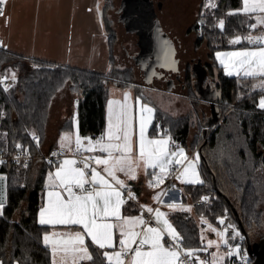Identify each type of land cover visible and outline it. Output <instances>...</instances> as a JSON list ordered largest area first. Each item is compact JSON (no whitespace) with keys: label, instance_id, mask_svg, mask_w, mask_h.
Returning <instances> with one entry per match:
<instances>
[{"label":"trees","instance_id":"trees-1","mask_svg":"<svg viewBox=\"0 0 264 264\" xmlns=\"http://www.w3.org/2000/svg\"><path fill=\"white\" fill-rule=\"evenodd\" d=\"M102 1V17L110 47L109 71H95L26 56L0 46L1 70L10 76L11 71H15L17 75L9 92L0 87V109L6 110V116L0 118L1 152L17 151L16 143L37 150L27 130L37 132L39 144L44 149L54 147H46L51 125H56L51 120L52 108L57 95L65 87L76 93L78 98L75 113L57 124L59 131L73 130L75 116L80 134L91 135L93 138L99 136L105 128L106 104L110 98L111 84L120 87L134 85L137 90L142 91L143 87L137 85L142 83L138 66L126 64L127 66L120 67L117 62V44L120 41V30L115 17L118 13L117 0ZM204 3L202 0L199 6L200 17ZM212 3L217 7L207 9L203 16L206 23L201 24L199 29L194 24L193 29L198 36L197 45L205 44L208 50V61L205 62L206 81L218 89L215 106L220 121L214 127H206L210 115L201 104L204 102V105L210 106L211 114L212 107L197 89L192 67L198 59H194L186 67L185 77L180 85L185 87L184 94L192 104V110L187 114L174 116L158 109L153 124L169 130L173 139L178 144L185 145L191 154L196 149L200 154L199 171L204 183L185 184L184 199L193 203L203 196L212 195L207 203L196 206L201 215L208 219L226 215L227 222L238 226L226 199L214 189L212 174L201 156L204 155L217 176L218 188L235 206L250 239L256 242L264 238V109L258 108L259 97L263 92L252 89L250 78L238 79L236 76L226 75L215 58L216 51L232 47L228 43L230 37L249 32L246 22L248 17L243 14L227 15L229 10L241 6V0H212ZM221 18L225 20L223 34L217 26ZM250 22L254 23L255 20ZM125 32L128 33L126 29ZM209 66L217 67L219 72L211 73ZM149 78L143 77L144 82L147 83ZM49 169L50 165L45 162H32L26 168L9 164L1 169L8 178L7 202L0 215V261L3 264L52 262L50 249L42 241V234L49 231L50 226L40 225L38 222L45 176ZM172 222L182 234L192 237L188 246H200V227L193 215L180 211L173 214ZM89 248L95 257V264H103L102 250L91 244Z\"/></svg>","mask_w":264,"mask_h":264},{"label":"snow or ice","instance_id":"snow-or-ice-1","mask_svg":"<svg viewBox=\"0 0 264 264\" xmlns=\"http://www.w3.org/2000/svg\"><path fill=\"white\" fill-rule=\"evenodd\" d=\"M6 3L7 0H0V17L5 16ZM216 7L212 0L204 5V9ZM204 14H200V24L206 23ZM239 14L248 17L249 32L230 37L228 43L232 49L215 52V58L226 75L252 78L257 81L252 89L264 92V0H241L240 7L227 13ZM252 19L255 23L250 22ZM217 26L223 34L225 20L221 18ZM258 29V34L253 35ZM242 42L248 46L236 47ZM0 46L7 47L3 41ZM158 47L161 66L175 69L174 47L162 33L158 36ZM10 79L17 80L15 71H11ZM8 80V75L0 76L6 92L12 86ZM131 88L129 85L123 90L122 98L107 100L105 128L99 136H82L74 116V130L62 131L57 148L50 154L55 160H48L50 169L38 222L52 229L42 234L43 244L51 252V264H95L90 244L102 250L103 264H226L232 257L248 264L247 251L240 243H233L244 240L245 236L235 223L226 222V215L216 218L223 227H216L201 216V223L207 228L200 230V246H188L192 237L182 234L169 215L177 210L191 211L192 206L177 200L165 201L166 190L157 191L152 199L158 205H166L168 212L160 206L142 204L140 214H124V206L137 199L128 181L138 179L141 169L149 177L150 188H159L170 176L181 183H204L199 171V152L189 156L169 130L154 125L156 109L145 102L143 94L133 97ZM258 108L264 109V95L259 97ZM27 131L39 146L37 132ZM15 147L25 157L24 167H28L29 148L20 143ZM15 159L20 162L19 156ZM3 163L0 158V164ZM7 179L6 174L0 173V215L5 207ZM201 199L208 201L209 197ZM73 227L79 230L72 231ZM209 230L216 239L207 238ZM213 247L215 251H211L210 258H202L201 254H208ZM222 248L227 251H221Z\"/></svg>","mask_w":264,"mask_h":264},{"label":"crops","instance_id":"crops-1","mask_svg":"<svg viewBox=\"0 0 264 264\" xmlns=\"http://www.w3.org/2000/svg\"><path fill=\"white\" fill-rule=\"evenodd\" d=\"M102 6V0H7L5 16L0 17V41H3L7 47H1L26 56L44 58L95 71H109L111 69L110 47L102 17ZM258 31L259 29L254 30V32ZM116 54L118 55L119 52ZM154 81H148L146 84L154 85ZM127 87L116 85L114 92L110 90V97L122 98V92ZM131 91L133 97L142 92L134 85ZM69 100L70 98L66 102L64 99L65 102L60 104V109L55 106L58 110L51 114V120L55 121L56 125H51L48 133L50 139L46 147L57 146L61 133L57 124L75 113L76 103ZM55 109L53 105L52 111ZM75 118L77 120V117ZM179 145L183 146L191 156L190 150L185 145ZM169 178L159 188H150L147 183L149 177L145 176L141 169L138 179L128 181L137 199L130 200L124 206V214H140L142 204L152 207L160 206L163 211L168 212L166 205H158L152 199L157 191L166 190L168 195L164 197L165 201L177 200L185 205H191V211L182 212L193 215L197 222L201 220V216L205 217L195 205L184 199V192L180 190L187 183L176 180L170 187H167ZM173 185L175 187H172ZM177 212L180 210L170 213L171 221L173 214ZM71 230L77 231L79 228L73 227ZM49 231H52L51 227Z\"/></svg>","mask_w":264,"mask_h":264},{"label":"rangeland","instance_id":"rangeland-1","mask_svg":"<svg viewBox=\"0 0 264 264\" xmlns=\"http://www.w3.org/2000/svg\"><path fill=\"white\" fill-rule=\"evenodd\" d=\"M120 0H117V6ZM164 3L163 9L160 11V19L162 20L164 29L168 30L171 36L176 41L177 49H178V57L180 58L181 62V69H182V78L185 77V69L189 63L193 61V59L202 57L204 62L208 61V50L205 47V44L200 46L197 45V33L194 31L193 27L194 24H197L196 21L198 20L197 12L199 10V6L202 0H161ZM205 3L208 0H204ZM204 3V5H205ZM203 5V12L205 13L207 9H204ZM119 8V6H118ZM117 19V27L120 30V41L117 44V49L119 54L117 55V62L120 67H125L128 65H136L135 61L139 60V63L142 64V59L140 58V49H139V36L136 34L125 32L124 27L120 22V17L117 15L115 16ZM196 26V25H195ZM247 47L248 45H243ZM240 47V46H239ZM232 47L221 49L218 51L224 50H231ZM217 52V51H216ZM218 62V61H217ZM219 63V62H218ZM220 65V64H219ZM137 66V65H136ZM221 66V65H220ZM211 73H218V68L209 66ZM140 70V69H139ZM223 70V67H222ZM224 71V70H223ZM140 81L141 84H137L142 86L143 98L145 102L150 103L156 110L161 109L166 111L174 116H180L189 113L192 110V104L190 103L187 96L184 94L183 87L184 86H177L174 89H170L166 82H161L159 80L154 81V85H147L144 82L143 75L140 71ZM252 85L255 84L257 81L250 78ZM115 84L110 85L111 92L116 90ZM185 89V87H184ZM258 90V89H255ZM140 94V95H141ZM74 101L77 104L78 95L68 87H65L55 99L54 109H60V104L62 102ZM202 102V108L207 110L208 113H211L210 106L204 105ZM55 109L52 113H55ZM192 156V155H191ZM211 196L212 195H208ZM217 218V217H216ZM208 219V222L213 224L216 227H223L219 224L217 219ZM227 222V221H226ZM198 225L201 228H207V225L202 224L201 220H198ZM207 238L216 239L214 233L210 230L206 232ZM211 251H215V247L209 250L208 254L201 255L202 258H210ZM221 251H227L226 248H222Z\"/></svg>","mask_w":264,"mask_h":264},{"label":"water","instance_id":"water-1","mask_svg":"<svg viewBox=\"0 0 264 264\" xmlns=\"http://www.w3.org/2000/svg\"><path fill=\"white\" fill-rule=\"evenodd\" d=\"M124 4L127 6L128 9V18L130 23L133 25L137 35L139 36V49H140V58L144 66H146V71H154L156 76H159L167 83L170 89H174L176 86L182 85V73L179 66L180 59L177 58V52L175 51L174 59L176 61L175 69H169L161 66L162 60L159 57L162 55L159 47H158V36L159 33H162L164 38H167L171 41L173 47H175L176 43L174 38L170 35L168 31L163 28L162 22L158 13L155 9V6L152 2H148L147 0H124ZM204 19V18H203ZM205 20V19H204ZM200 21V20H199ZM201 24L198 22L197 27ZM159 29V33L157 31ZM139 62V60H138ZM143 66V65H142ZM202 67V71H198V67ZM193 72L194 77L196 78V85L197 89H200L202 83L205 81L207 75V69L202 61L199 59L197 62L193 64ZM199 74V77L197 75ZM147 78L151 77L152 74L147 73ZM152 81V79H148ZM212 84H207L206 88L212 89ZM201 93V92H200ZM202 97L207 99L212 107V114L209 116L206 127L207 126H216L220 121V116L218 112H216V95L209 96L210 98L206 97V95L201 94ZM213 98L211 101L209 99ZM207 134V128H205L204 135ZM207 170L212 174L213 177V185L214 189L217 191L218 194L222 195L227 203L229 204L232 212L235 216L236 222L245 235V243L248 247V251L250 256L253 259L252 264H264V238L259 241L253 242L246 230L244 223L241 219V216L235 206L231 203L228 197L218 188L217 185V176L215 172L211 169L210 164L208 163L207 159L204 155H201ZM7 202V187H6V197L5 203Z\"/></svg>","mask_w":264,"mask_h":264},{"label":"built area","instance_id":"built-area-1","mask_svg":"<svg viewBox=\"0 0 264 264\" xmlns=\"http://www.w3.org/2000/svg\"><path fill=\"white\" fill-rule=\"evenodd\" d=\"M247 34V33H246ZM253 35L255 34H258V32H252ZM245 35V34H243ZM241 45H247L246 42H242ZM4 75H8L6 74L5 72H3L0 68V76H4ZM9 77V80L7 81L9 84H11L12 86L9 88V90L7 92H9L13 86H14V82L11 81L10 79V75H8ZM0 87L3 89V85L0 84ZM263 95H264V92H263ZM6 116V110L4 109H0V118H3ZM35 143V142H34ZM36 144V143H35ZM37 150H32L29 148L30 152H31V155L30 157L27 158V162H28V165L32 162H45V163H48V160L51 158L53 160H55V157H51V152L54 151L57 146H54L52 147L51 149H44L43 147H41L40 145L37 146ZM28 148V147H27ZM198 150L196 149L194 152H197ZM193 152V153H194ZM192 153V154H193ZM191 154V155H192ZM19 156V163H17V160L15 159V157ZM0 158H2L5 163L3 164H0V173L1 172V169L5 166V165H9V164H13V165H20V166H24V162H25V157L23 155H20V150H17L13 153H8V152H1L0 151ZM49 164V163H48ZM176 181V179L174 178V176H171L168 180V183H167V187H170L173 182ZM209 197V200L211 199V196H208ZM208 200V201H209ZM208 201H203L201 198L197 199L196 201H194L193 203H191L192 205H195V206H200V205H203L205 203H207ZM147 213L145 212V216L147 217ZM242 232V231H241ZM231 234V230H229V235ZM243 234V233H242ZM244 235V234H243ZM245 236V235H244ZM233 243H240L241 244V248L242 249H245L247 251V254H248V264H252L253 262V259L252 257L250 256L249 254V251H248V247L246 246V243H245V239L244 240H239L237 239L236 241H233ZM226 264H241V262L239 261L238 258L236 257H232L231 260H228Z\"/></svg>","mask_w":264,"mask_h":264},{"label":"flooded vegetation","instance_id":"flooded-vegetation-1","mask_svg":"<svg viewBox=\"0 0 264 264\" xmlns=\"http://www.w3.org/2000/svg\"><path fill=\"white\" fill-rule=\"evenodd\" d=\"M148 2H152L153 4H154V6H155V9H156V11H157V13H158V16L160 15V11L163 9V6H164V3H163V1H161V0H147ZM118 6H119V8L116 10V11H118V13H117V15L120 17V22H121V24H122V26L124 27V29H126L127 31H129L130 32V30H131V33H133V34H137L136 33V31H135V29H134V27H133V25L130 23V20H129V18H128V9H127V6L124 4V0H120L119 1V4H118ZM197 15H199V12H197ZM201 19V17L200 16H198V20H200ZM161 22H162V20H161ZM198 24V23H197ZM197 24H195L196 26V28H200V26L199 27H197ZM162 25H163V23H162ZM163 28H164V26H163ZM166 30V29H165ZM166 31H168V30H166ZM169 32V31H168ZM170 33V32H169ZM171 35V34H170ZM139 39V38H138ZM175 43H176V41H175ZM174 50L177 52V58H179L178 57V49H177V45H175V47H174ZM180 59V58H179ZM195 59V58H194ZM193 59V60H194ZM196 59H200L202 62H203V64L205 65V62L203 61V59H202V57H198V58H196ZM197 60V61H198ZM180 62H181V60L179 61V66H180V69H181V65H180ZM194 63V62H193ZM135 64L138 66V68L140 69V71H141V73H142V75H143V77L145 78H147L148 76H147V73H150V74H152V81H154V80H159V81H161V82H164V80L162 79V78H160L159 76H156L155 75V72L154 71H147L146 72V74H145V71H146V66H144V64L142 63V64H140L138 61H135ZM143 65V66H142ZM185 70H186V68H184ZM202 67L200 66V67H198V71H202ZM181 73H182V69H181ZM197 75H198V77H199V74L197 73ZM183 79V78H182ZM196 79V78H195ZM208 84V82L206 81V78H205V81L202 83V86H200L202 89H199V91L201 92V94H203V95H206V97H208V98H210L209 96H214L215 94H216V91L218 90L216 87L215 88H213L212 87V89L210 90V88H206V85ZM210 84V83H209ZM213 98H211V99H209L210 101L212 100ZM209 104H210V102H209Z\"/></svg>","mask_w":264,"mask_h":264}]
</instances>
